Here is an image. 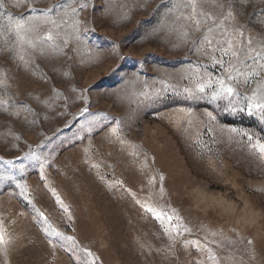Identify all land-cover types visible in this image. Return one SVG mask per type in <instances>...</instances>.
<instances>
[{
	"label": "rangeland",
	"instance_id": "obj_1",
	"mask_svg": "<svg viewBox=\"0 0 264 264\" xmlns=\"http://www.w3.org/2000/svg\"><path fill=\"white\" fill-rule=\"evenodd\" d=\"M200 3L0 0V264H264V0Z\"/></svg>",
	"mask_w": 264,
	"mask_h": 264
},
{
	"label": "snow or ice",
	"instance_id": "obj_2",
	"mask_svg": "<svg viewBox=\"0 0 264 264\" xmlns=\"http://www.w3.org/2000/svg\"><path fill=\"white\" fill-rule=\"evenodd\" d=\"M191 9V14L188 19L193 20L194 23H196L198 26L201 22V19L203 22L207 23L208 21H212V23L215 25L216 24V17L211 14L210 12H205L202 7L200 0H188V4L186 5ZM218 8H223L222 4H216L215 5ZM232 16L231 12H228L227 17L225 19L229 18ZM197 17H200L201 19H197ZM16 30V36H17V41L23 45L27 44L28 47L32 48L35 50L37 47L43 48L46 44V42H54L55 41V36L51 33L48 32L42 36L36 37V38H26L27 37V32L30 31L29 29H26L23 24L17 23L15 26ZM209 32L214 31L212 27H209L208 29ZM243 36V33H235V34H230L226 31L221 32V37L224 39V43L227 45V47L224 49L225 54L227 55L229 52H231L233 59L240 61L241 56L240 53H243V61H247L248 59H251L255 62H257L258 67L261 71H264V63H260V61H264V45L261 46V49L257 51L256 49H253L251 47L252 44V38L249 37L247 41V50H245V46L241 44L239 47H237V41L234 38H228L229 36ZM208 43L211 44L212 40H208ZM42 54V53H41ZM19 59L21 61L24 60V56L20 55ZM242 61V62H243ZM239 69L236 68L235 66H232L231 71H229V79H234L235 77L232 75L233 72H238ZM3 81H0L2 83ZM220 85V91L222 94H225L227 96H231L234 93V89L227 85L223 80L219 81ZM203 91V88L200 89ZM256 99L255 94L251 98L249 102V115H252V101ZM256 107L258 108H264V103H257ZM254 147L257 149L258 153L261 156H264V143H260L257 145H254ZM149 211H152L149 209ZM9 243L6 233L3 230H0V245L5 246V251H6V246ZM251 243V241H249Z\"/></svg>",
	"mask_w": 264,
	"mask_h": 264
}]
</instances>
